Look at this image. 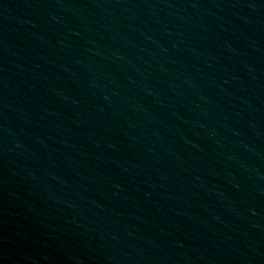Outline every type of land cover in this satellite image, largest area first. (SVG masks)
Returning a JSON list of instances; mask_svg holds the SVG:
<instances>
[{
  "label": "water",
  "instance_id": "obj_1",
  "mask_svg": "<svg viewBox=\"0 0 264 264\" xmlns=\"http://www.w3.org/2000/svg\"><path fill=\"white\" fill-rule=\"evenodd\" d=\"M0 264H264V0H0Z\"/></svg>",
  "mask_w": 264,
  "mask_h": 264
}]
</instances>
